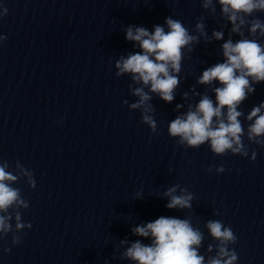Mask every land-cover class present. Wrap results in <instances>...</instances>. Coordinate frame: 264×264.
I'll return each instance as SVG.
<instances>
[{
  "label": "clouds",
  "instance_id": "clouds-1",
  "mask_svg": "<svg viewBox=\"0 0 264 264\" xmlns=\"http://www.w3.org/2000/svg\"><path fill=\"white\" fill-rule=\"evenodd\" d=\"M200 3L212 17L217 15L219 6V17L224 21L220 30L213 29L209 35L203 15L195 24L194 34L171 15L166 17L164 25H154L152 31L136 25L123 29L125 39L132 42L134 49H139L127 56L121 55L115 61L116 77L129 76V92L138 98L131 104L127 100L123 103L130 111L139 110L141 123L156 134L158 125L153 97L157 96L166 103L173 102L182 83L179 74L183 62L186 57L190 58L195 46L201 41L205 44L224 41L219 50L223 61L202 71L189 90L191 96L188 91L181 93L184 103L176 105L174 111L177 115L169 122L167 132L178 146L185 149H198L207 143L215 156L231 153L248 157L249 145L264 147V102L253 106L247 114L238 110L255 93V85L264 83V20L256 16L264 13V0H200ZM7 11L3 8L0 17ZM226 28L228 38L225 40ZM234 35L239 39L234 41ZM6 40V36L0 35V46ZM197 86L208 90L198 92ZM209 91L214 94V99ZM192 97H199L198 102L191 103ZM185 103L187 108L182 112ZM242 117L248 122L246 129ZM245 136L248 144L244 143ZM256 155L252 151L250 159L255 161ZM212 170V167L207 169L209 173ZM215 170L223 173L225 168L221 165ZM21 181L32 189L36 188L32 169L19 161L13 167L0 157V241L11 233L13 245L22 242L21 232L32 228L30 222L22 220L21 209L27 210L29 201L23 198L21 188L15 186ZM163 197L168 200L165 207L169 210L193 208L194 195L179 184L168 187ZM137 198L143 199L140 193ZM205 227L216 242L207 246V254L215 249V254L207 255V258L200 252L204 233L193 226L190 217L160 216L146 224H137L131 230L134 236L149 239L150 243L145 244L141 239L129 242L127 238L119 241L120 248L124 249L119 259L130 264H237L239 257L231 246L238 238L231 227L212 219L205 222ZM10 251L11 248H4V252Z\"/></svg>",
  "mask_w": 264,
  "mask_h": 264
}]
</instances>
